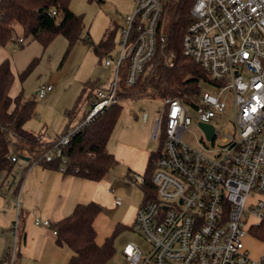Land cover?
<instances>
[{
    "label": "built area",
    "instance_id": "1",
    "mask_svg": "<svg viewBox=\"0 0 264 264\" xmlns=\"http://www.w3.org/2000/svg\"><path fill=\"white\" fill-rule=\"evenodd\" d=\"M169 1L133 0L134 10L120 29L121 49L116 57L104 58L105 66H116L114 83L90 102L84 121L54 140L42 156L45 161L61 157L59 170L67 172L63 147L72 135L124 99L117 95V86L125 59L129 85L150 71L159 50L165 62L173 64V53L164 52L167 37L162 22ZM191 15L182 52L208 71L211 81L206 83L213 89L202 87L190 100L164 99L152 128L157 140L164 130L162 150L153 161L156 196L145 193L132 224L151 250L145 256L136 243L128 242L123 254L128 264H264V0H193ZM10 42L16 49L26 38L14 33ZM52 88L43 84L36 96L44 98ZM229 110L232 130L220 131L215 122ZM194 118L213 126L211 138L203 129L197 147L183 139ZM10 158L16 163L25 159L27 165L0 172V191L12 187L19 205L23 176L41 158L33 159L28 152ZM131 181L144 184L145 177L138 174ZM115 202L120 204L121 199ZM41 222L50 225L49 220H36ZM12 228L14 243L0 264L16 260L17 220ZM248 240L262 244L258 256H253Z\"/></svg>",
    "mask_w": 264,
    "mask_h": 264
},
{
    "label": "trees",
    "instance_id": "2",
    "mask_svg": "<svg viewBox=\"0 0 264 264\" xmlns=\"http://www.w3.org/2000/svg\"><path fill=\"white\" fill-rule=\"evenodd\" d=\"M70 2L71 0H1L0 45L7 44L17 32V26H20L24 37L38 39L44 47L58 34L64 35L69 42V48L72 47L81 37L83 17L70 8ZM192 2L193 0H171L166 5L162 20L163 32L167 37L164 52L173 53V64H167L159 50L150 62V72L133 85L126 82V66L125 74L118 80V96L153 97L163 100L167 97H181L190 100L200 92L203 83L211 81L208 71L182 52V38L192 21ZM53 11L57 14H53ZM59 14H62L61 18ZM113 36L114 32L110 30L94 45L99 60H104L110 53ZM35 64L36 58L22 71L20 77L24 79ZM122 66L123 63L120 69ZM13 83L11 61L6 58L0 61V172L13 171L16 162L10 157H22L25 152L32 155L33 159L41 158L39 163L46 167L59 169L63 164L61 157L52 161L42 158L44 153L52 148L54 140L45 139L44 132L36 133L25 128V123L36 113L37 97H25L23 91L11 95ZM105 88L99 81H89L83 86L75 104L66 112L69 121L63 134L68 132L74 123L85 120L90 102ZM122 108L120 102L112 104L72 135L70 142L63 147V154L67 157V173L100 180L119 164L114 153L109 151L108 142ZM163 137L164 130L159 147L150 152L143 173L145 183L140 186L144 198L147 195L156 196V186L152 183L153 161L162 150ZM76 168L78 172H75ZM101 210V206L95 202L78 204L69 216L52 224L57 242L66 244L73 251L67 264H107L114 255L115 238L126 227L118 224L112 234L99 244L96 240L94 221Z\"/></svg>",
    "mask_w": 264,
    "mask_h": 264
},
{
    "label": "rangeland",
    "instance_id": "3",
    "mask_svg": "<svg viewBox=\"0 0 264 264\" xmlns=\"http://www.w3.org/2000/svg\"><path fill=\"white\" fill-rule=\"evenodd\" d=\"M70 8L83 17L81 37L72 47L69 48V42L62 34L56 35L46 47L31 36L25 37L26 43L16 49L10 41L0 45V61L9 58L14 73L11 95H17L23 91L25 97H35L41 85L52 83L53 90L47 92L45 99L36 96V113L25 123V128L28 130L38 133L43 128L47 130L46 135L50 137H54L61 128H63L61 132L65 130L69 121L66 111L75 104L87 82L99 81L105 87H110L114 83L116 66L113 64L106 67L104 60H99L95 54L94 45L104 37L105 33L113 31L112 48L109 54L116 57L121 49L120 29L125 24L126 15L133 12L134 2L133 0H71ZM16 30L18 35H22L20 26H17ZM34 58H36V64L22 79L20 77L22 71ZM127 64L128 58L123 61L120 78L125 74ZM202 87L207 90L213 89L208 83H203ZM50 94L53 97L49 101ZM120 103L123 108L114 128L118 137H115L114 132L110 142L122 139L129 143H137L148 152L155 151L159 147L160 140L152 137V127L155 117L160 114L164 106V100L153 97H128ZM145 114H147L146 119H144ZM232 118L233 112L229 110L215 122L217 129L232 130ZM190 130L184 132L183 139L197 147V139L203 138L204 132L195 118L190 125ZM129 185H131L130 190H116V195L121 197L122 204L103 208L116 221L123 222L128 203L143 197L139 183L131 182ZM125 225L126 228L115 238L116 250L107 264H128V259L123 254V248L128 242L136 243L143 255L150 253L151 245L144 235L135 231L130 223ZM248 245L252 249L253 256H258L262 244L248 240Z\"/></svg>",
    "mask_w": 264,
    "mask_h": 264
},
{
    "label": "crops",
    "instance_id": "4",
    "mask_svg": "<svg viewBox=\"0 0 264 264\" xmlns=\"http://www.w3.org/2000/svg\"><path fill=\"white\" fill-rule=\"evenodd\" d=\"M46 96L41 99H45ZM48 97L50 101L53 95L50 94ZM142 126L141 123V128ZM41 130L40 132H44V138L49 141L55 140L64 132L59 130L54 137H50L46 135L47 130L43 128ZM113 134L118 137L114 129L110 139ZM108 149L114 153L119 164L100 180L76 173L61 172L59 169L34 163L28 167L23 176L19 205L15 197L16 190L12 187L1 188L0 261L7 259L13 246L12 226L16 220L18 242L14 264H67L73 251L66 244L57 242L52 224L69 216L78 204L95 202L101 206L102 210L94 221L96 240L99 244L112 234L118 224L124 227L128 223L133 224L137 209L144 200V193L142 199L138 198L135 202L128 203L123 222L113 219L103 208L122 204V199L116 195V190H130L129 184L132 178L144 173L150 152L137 143H129L122 139L117 142L109 140ZM26 165V160L20 159L15 169ZM116 168L119 170H115ZM113 170L115 172H112ZM117 198L121 199L120 204H116ZM37 219L49 220L50 225L36 223Z\"/></svg>",
    "mask_w": 264,
    "mask_h": 264
},
{
    "label": "water",
    "instance_id": "5",
    "mask_svg": "<svg viewBox=\"0 0 264 264\" xmlns=\"http://www.w3.org/2000/svg\"><path fill=\"white\" fill-rule=\"evenodd\" d=\"M199 125L202 127V129H204L208 135L209 138L212 137V133H213V126L211 124H207V123H203V122H199ZM25 159H27L26 157H24Z\"/></svg>",
    "mask_w": 264,
    "mask_h": 264
}]
</instances>
